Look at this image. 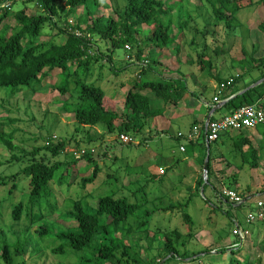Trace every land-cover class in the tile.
I'll use <instances>...</instances> for the list:
<instances>
[{
  "label": "trees",
  "instance_id": "trees-1",
  "mask_svg": "<svg viewBox=\"0 0 264 264\" xmlns=\"http://www.w3.org/2000/svg\"><path fill=\"white\" fill-rule=\"evenodd\" d=\"M8 1L11 2L10 9L2 6ZM126 1L123 13L115 19L106 16V14L101 17L98 16L97 13L104 9L102 0H67L69 8L67 13H65L66 10L60 0H27L26 3L28 4L37 2L39 12L36 15L28 14L27 9H25L26 6L14 14L12 9L17 0H0V94L4 95L2 100L8 102L25 91L37 94L43 88V80L52 73L59 72L64 77V81L57 87L60 94L71 93L76 103L65 104L67 113L80 127L103 125L106 128V134L100 138L101 142L104 141V138L116 137L118 143H121L119 138L124 134L134 140V137L145 131L150 120L171 118L172 112L170 111L176 108L179 111L183 100L187 99L186 103H188L187 101L196 93L190 92L185 82V76L181 79H166L163 74L159 73V78L152 79L151 74L155 73V67H160L164 72L169 71L167 67H162L159 61L160 54L157 53L180 51L179 46L175 47L176 40L173 32L175 28L184 31L189 27L192 18L187 8L193 0ZM196 1L211 8L215 28L221 27L226 30L239 28L241 26L238 18L240 12L256 5L254 0ZM2 2L4 3L2 4ZM92 4L96 8L94 12L90 8ZM81 9H85L86 19L81 16L78 17ZM11 15H14L15 27L4 24ZM71 15L78 17V19L77 24L70 30L80 31L84 38L76 37L70 30L66 31L65 29L63 31L60 29V35L66 36L64 43L59 44L54 40L45 41L44 33L47 28L54 26L58 18L70 17ZM258 30L264 36V20L259 24ZM145 31H148V35L143 38ZM93 39L109 42L113 50L123 49L127 52L126 46H130L135 53L133 57H130L129 66L136 64L140 68L137 73L138 80L128 91L121 112L117 111V101L108 96L101 87L79 81L74 89L76 93H74L70 86L73 83L71 80L77 74L83 70H89L94 64L100 63L103 57L99 48L94 49ZM148 51L149 53L146 54ZM112 60V56H109L105 62H102L112 63ZM177 64L179 68L182 67L180 61H177ZM198 64L203 72L206 69L211 70V61H206L205 56L199 58ZM233 68L241 71L242 74H237L231 78L234 80V84L227 87L220 97V103L221 101H228L222 108L228 112V115H232L245 106L255 105L264 97V83L240 96L237 92H231V89L244 79V73L252 75V78L250 83L243 85L239 91L243 92L264 80V57H251L250 60L241 58L233 65ZM178 72L177 70L176 73ZM216 79L219 89L221 86H227L231 80H223L222 76ZM218 88L215 97L218 96ZM232 97L233 99H231ZM217 105L207 107L208 113L210 114ZM262 108L264 109V104ZM178 111L175 117L180 116V111L179 113ZM215 119L212 116L211 122ZM5 126L6 124L3 122L0 123V145L4 146L11 154V159L7 165H14L22 160L29 161V164L21 172L10 178L11 182H9L10 180L8 182L0 180V185L11 187L10 195L17 191L18 182L24 179L28 180L26 187L29 188L30 192L29 201L27 204L20 203L14 208L12 213L14 224L19 225L24 216L28 218L30 225L53 217L62 209V205L59 203L60 197V200L64 201L63 210L68 209L67 214L73 219L74 228L55 233V246L50 247V251L55 257L64 258L65 262L74 258L78 264H165L171 260L174 261V264H187L190 260H198L195 264H200L203 261L202 258H198L199 255H210V252L207 251L201 253L187 252L185 248L188 242H182L183 236L178 230L166 234L160 232L155 235L150 234V223L154 216L158 215L159 210H148L149 200L147 198L132 203L127 198H116L117 190H112L111 193L98 198L97 208L92 213L86 199L74 202L72 205H66V199L70 197L64 196L63 193L66 186L71 192L72 187L77 184L78 178L74 179L70 170L76 167L78 160H74L72 163H62L61 161L50 164L46 158H39V156L45 152L53 158H57L66 153L71 142L60 141L54 144L57 141H53L51 137L48 139V146L38 148L31 153L22 152L21 157H19L16 153L17 147L14 145L15 134L6 133L3 130ZM261 128L264 130V126ZM79 131L80 129H77V132ZM177 139L183 140L184 138L177 137ZM145 140L147 139L145 138ZM187 142L194 149L201 147L202 170H204L207 154L210 151L207 180L204 178L197 180V194L203 192L204 196L207 186H211L220 203L232 205L229 201H222L219 198L221 189L217 190L212 183V144L209 145L208 149L204 135L201 141ZM181 148L187 150L186 147L181 146ZM77 149L78 152L82 151L78 145ZM204 152L206 153L205 158ZM233 152L239 154L243 166L258 170L264 148L263 146L255 148L248 138L240 135L233 142ZM84 159L88 161L90 167L94 168L92 177L81 179L80 188L86 189L96 182L102 171L99 163L93 159L91 151L86 150V154L81 157V160ZM180 163L181 161L177 160L172 167L167 168L162 174L166 176L169 170L180 165ZM2 165L4 164L0 163V166ZM63 166L66 167L67 172L58 176ZM152 182L156 183L157 180L152 177ZM53 185H55V189H52ZM54 190L55 204L51 205ZM138 192L141 193V191ZM247 192L250 194L249 189ZM241 197L244 201L248 200L246 195ZM162 198L163 196L156 198L154 202ZM191 199L185 205L177 208L169 207V210L177 209L181 212L189 232V239H193L195 228V221L187 211ZM245 203L240 206L245 205ZM48 206L50 207L48 208ZM46 208L48 211L45 210ZM236 224L240 226L237 221H235ZM250 225L253 228L258 225L259 228L261 227V230L257 229L259 230L258 240L250 242L246 259L242 261L231 257L228 264H264V236L259 240L260 232H263L264 235V222ZM252 229H245L249 232V237L252 236ZM49 238H52L49 227L41 226L39 240L44 242ZM26 239V243L30 244V240ZM143 242L147 243L146 248L141 247ZM17 243V245L11 246L7 241H3L0 264H15L14 255L22 256L27 253L25 244L20 240ZM243 245L236 247L242 248ZM181 248L185 249L184 252ZM240 250H236V248L232 250L222 249L218 253L224 257L228 253H237ZM151 252L156 253V255L149 258L147 262H143V256L149 255ZM254 252L259 254L258 259H254L251 255Z\"/></svg>",
  "mask_w": 264,
  "mask_h": 264
},
{
  "label": "rangeland",
  "instance_id": "rangeland-1",
  "mask_svg": "<svg viewBox=\"0 0 264 264\" xmlns=\"http://www.w3.org/2000/svg\"><path fill=\"white\" fill-rule=\"evenodd\" d=\"M26 1L17 0L12 12L15 14L26 6L28 14H38L37 2L28 4ZM60 2L63 3L67 13L69 11L67 0H60ZM254 2L256 5L253 8L240 12L238 18L241 26L235 30L215 28L209 6L201 5L196 0L188 5L187 11L192 18L189 27L184 31L175 28L173 32L176 40L175 47L179 46L180 51L158 52L160 64L163 68L167 67L169 71L164 72L160 67H155L156 71L151 74V78H159V73L166 79H181L185 76L189 90L196 93L187 103L188 109L193 113L174 122L165 121L163 118L150 120L145 131L134 137V143L131 145L118 143L116 137L104 138L102 143L100 138L106 134V128L103 125L80 127L71 119L65 104H74L75 99L71 93L60 94L57 87L64 81V77L59 72L47 76L43 80L42 90L37 94L25 91L8 102H4L2 100L4 95L0 94V123L6 124L3 129L6 133L15 134L14 145L17 147V155L21 157L22 152L31 153L38 148L48 146V139L51 137L53 141H57L54 144L69 141L71 145L67 147L65 154L53 158L50 154L43 152L39 156V158H46L50 164L61 161L72 163L78 160L76 167L70 170L73 178H78L77 184L72 187L71 192L68 191L67 186L65 192L63 191L64 196L70 197L66 199V205L86 199L92 213L97 208L98 198L111 193L112 190H117L116 198H127L132 203L147 198L149 200L147 209L159 210L158 215H155L150 223V234L155 235L159 232L166 234L178 230L183 236L182 242H188L185 248L187 252H210V255H199L198 258H202L203 261L200 264H228L231 257L243 261L248 257L250 242L258 240L259 225L253 228L247 223V218L253 211L252 205L264 201V153L260 168L254 171L248 166H243L239 154L233 152V139L230 137H223L222 140L211 145L212 183L217 190L228 187L241 196L246 195L249 199L246 205L234 207L220 203L211 186H207L204 196L202 192L197 194V180L205 179L201 161L198 159L199 149L192 148L187 140H178L177 137L179 134L187 135L189 126L208 113L202 103L213 101L216 96L215 86H218L216 78L222 76L223 80H228L237 74H242L241 71L233 68V65L241 58L250 60L251 57H264V36L258 30L259 24L264 20V0H254ZM102 3L104 9L97 13L98 16L106 14L116 19L123 13L127 1L102 0ZM90 8L92 12L96 10L93 4ZM80 16L87 18L85 9L80 10L78 17ZM78 17L71 15L58 18L56 24L47 28L44 33L45 41L54 40L59 44L64 43L66 36L60 35L59 30L67 31L73 28L77 24ZM4 24L15 27L14 15L5 20ZM82 26L84 28V25ZM147 35L148 31H145L143 38ZM93 44L94 49L99 48L103 55L100 63L77 74L71 80L73 83L70 86L74 90L80 81L101 87L108 96L117 101V111L121 112L128 91L138 80L137 73L140 68L136 64L129 66L130 57H133L135 53L125 52L123 49L113 50L109 42L100 39H93ZM109 56H112V63L108 61L104 63ZM201 56H205L206 61H211V70L201 71V66L198 64ZM177 61H180L182 67L179 68ZM177 70L178 73H176ZM244 76V79L239 82V88L251 81L252 75L244 73ZM73 92L76 93V90ZM225 111H219L216 116H220ZM77 129L80 131L77 132ZM261 129L257 128L251 131V134L259 133ZM232 134L237 137L239 132ZM77 145L82 151H91L93 159L99 163L102 171L96 182L86 189L80 188L81 179L92 177L94 168L89 166L86 159L81 160L78 158L80 156L74 157L79 151ZM182 145L187 148L186 154L180 151ZM205 154L204 152V158ZM10 159L11 154L0 145V163L4 164L0 166V180L11 182L10 178L29 164L28 160H22L14 165H7ZM177 160L181 161L180 165L169 170L164 176L162 172L172 167ZM64 172H67V169L63 166L58 176ZM152 177L157 180L156 183L152 182ZM17 184L18 189L13 195L9 194L10 186L0 185V255L3 241L14 246L20 240L25 244L27 253L22 256L14 255L15 264H78L74 258L65 262L64 258L55 257L50 251V247L55 246V233L74 228L73 219L67 214L68 209L63 210L64 201L60 200L61 197L59 203L62 209L53 217L30 225L28 218L24 216L23 221L17 225L14 224L12 216L14 208L20 203L27 204L30 193L29 188L26 187L28 180L24 179ZM55 185L57 187V184ZM55 185L52 189H55ZM248 189L250 194L247 192ZM54 196L55 190L54 193L52 192L51 205L55 204ZM161 196H163L162 199L154 202ZM190 199L191 203L187 211L195 221L193 239L188 237L189 232L181 212L177 209L169 210L170 206L177 208L188 203ZM48 208L45 210L48 211ZM235 221L240 224L244 233L245 229L252 228L253 233L252 236H247L242 248L238 247L241 249L240 252L228 253L223 257L218 253L222 249L239 250L236 246L240 245V238L233 234L236 227ZM41 226L49 227L52 238L44 242L39 240ZM263 236V232H260L259 240ZM26 238L30 240V244L26 243ZM141 247L146 248L147 243L143 242ZM185 249L181 248L183 252ZM155 255L154 252L145 254L142 260L147 262ZM251 255L254 259L259 257L257 252ZM196 261L190 260L187 264H195ZM165 264H174V261L171 260Z\"/></svg>",
  "mask_w": 264,
  "mask_h": 264
},
{
  "label": "built area",
  "instance_id": "built-area-1",
  "mask_svg": "<svg viewBox=\"0 0 264 264\" xmlns=\"http://www.w3.org/2000/svg\"><path fill=\"white\" fill-rule=\"evenodd\" d=\"M6 8H11V2L8 1L5 4L2 5ZM70 32L75 35L78 38H84V35L80 31H74L70 30ZM127 52L130 53L132 51L130 46H126ZM134 62V60H132ZM138 63V62H136ZM142 65V64H141ZM234 84V80L231 79L230 82L227 84V86H221L220 89L218 88V96L214 98L212 105L220 104V97L224 94L227 87H231ZM264 104V97L255 105L252 106H245L241 108L240 110L236 111L232 115H226L222 118H217L213 122H210L207 125V122H205V126H197L194 127L192 131H190L187 135L179 134L178 137L184 138L187 141H201L203 138V135L205 136V142L207 145L214 144L218 142L221 137L225 134L231 133V132H242L246 130H253L258 127L264 126V109L262 108V105ZM207 107H210V105H207ZM120 142L123 145H131L134 143V140L130 138L127 135H121L119 138ZM181 152L185 153V149L181 148ZM78 154H75L77 156H80L78 158H81L86 154V151L77 152ZM219 198L222 201H229L234 206H240L245 203L241 195L229 188H223L221 189L219 193ZM264 222V202L259 201L255 207L252 213L249 214L247 218L248 224H257ZM234 235L238 236L240 238V245H243L247 236H249V232L246 231L245 233L240 228L238 224H236V228L234 230Z\"/></svg>",
  "mask_w": 264,
  "mask_h": 264
},
{
  "label": "crops",
  "instance_id": "crops-1",
  "mask_svg": "<svg viewBox=\"0 0 264 264\" xmlns=\"http://www.w3.org/2000/svg\"><path fill=\"white\" fill-rule=\"evenodd\" d=\"M239 86V84L237 85V86H235L233 89H231V92H237V94H240L242 91H239V90H241L242 88H239L238 87ZM218 88V86H215V89H217ZM190 92H195V91H190ZM230 93V92H229ZM215 97V96H214ZM233 98V97H232ZM231 98V99H232ZM192 99V98H191ZM190 99V100H191ZM214 99V98H213ZM187 100V99H186ZM186 100H183L184 102H182L181 104H180V108H179V111H180V116L179 117H175V115H176V112L178 111V109L176 108V109H173V110H171L170 112H172V116H171V118H168V117H165V118H163L165 121H168V122H174V121H176V120H178V119H180V118H182V117H185V116H187L188 114H191V113H193V111H191V110H189L188 109V104L186 103ZM190 100H188L187 102H189ZM212 102L213 101H207V102H203L202 104H203V108L205 109V110H207V105H210V107L211 106H213L212 105ZM222 102V101H221ZM183 109H185V110H183ZM222 110V109H221ZM179 111H178V113H179ZM207 112H208V110H207ZM173 113H175L174 115H173ZM212 113V112H211ZM210 113V114H211ZM209 113H205L199 120H195L194 121V123H192L190 126H189V129L191 130L193 127H195V126H202L203 124H205V122L207 121V119H208V117H209V115H210ZM217 114H215L214 113V117L217 119V118H222V117H224V116H226V115H228V112L227 111H225V113H222L220 116H216ZM195 122H197V124H195ZM261 128V127H260ZM189 130V131H190ZM256 129H253V130H246V131H242V132H239V135L237 136V137H239L240 135H242L243 137H246V138H248L251 142H252V144L254 145V147L255 148H258L259 146H263V148H264V130H263V128L261 129V131L259 132V133H253V134H251L252 132L251 131H255ZM233 132H231V133H228V134H225L223 137H230L231 139H233V142H234V140L237 138V137H235V136H233V134H232ZM222 137V138H223ZM222 138H221V140H222ZM258 145V146H257ZM183 147H186L185 145H182ZM198 151H199V153H198V159L199 160H201L202 159V152H201V147H198V148H196ZM187 153V150H185V154ZM167 168V167H166ZM260 168V167H259ZM254 171H257V170H254ZM237 172V171H236ZM249 200V199H248ZM248 200H246L245 202V205L247 204V201ZM264 202V201H263ZM254 207H255V205L253 204L252 205V210H254Z\"/></svg>",
  "mask_w": 264,
  "mask_h": 264
},
{
  "label": "water",
  "instance_id": "water-1",
  "mask_svg": "<svg viewBox=\"0 0 264 264\" xmlns=\"http://www.w3.org/2000/svg\"><path fill=\"white\" fill-rule=\"evenodd\" d=\"M264 83V80L258 82L257 84L249 87L247 90L241 92L239 94L240 95H243L245 94L246 92L248 91H251L252 89L262 85ZM233 99V98H232ZM228 103V101H224V102H221L220 104H218L217 106H215L212 110V113L209 115L208 119H207V125L211 122V118L212 116L214 115L215 112L217 111H220L226 104ZM208 149H209V145H207ZM209 161H210V151H208V154H207V158H206V161H205V165H204V173H205V180H207V168H208V164H209ZM203 193V192H202Z\"/></svg>",
  "mask_w": 264,
  "mask_h": 264
}]
</instances>
